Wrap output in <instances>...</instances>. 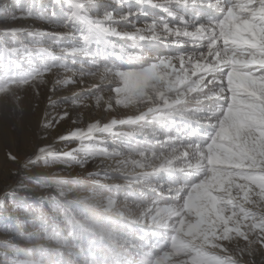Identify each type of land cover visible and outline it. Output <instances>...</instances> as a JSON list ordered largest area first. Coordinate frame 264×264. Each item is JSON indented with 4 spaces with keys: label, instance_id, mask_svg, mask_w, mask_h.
<instances>
[{
    "label": "rangeland",
    "instance_id": "374dc122",
    "mask_svg": "<svg viewBox=\"0 0 264 264\" xmlns=\"http://www.w3.org/2000/svg\"><path fill=\"white\" fill-rule=\"evenodd\" d=\"M183 2L0 0V264H264V0L181 103L218 60L165 36Z\"/></svg>",
    "mask_w": 264,
    "mask_h": 264
},
{
    "label": "bare ground",
    "instance_id": "6f19581e",
    "mask_svg": "<svg viewBox=\"0 0 264 264\" xmlns=\"http://www.w3.org/2000/svg\"><path fill=\"white\" fill-rule=\"evenodd\" d=\"M231 0H184L182 4L179 6L182 9V13L188 14L190 19H193V25L196 27L195 29V35H183V34H177V35H170L165 34L168 39L173 37L176 40H180L181 42H184L182 45H186L185 47H182L179 52L185 54L186 57L192 56V55H198L201 48H207L208 53L206 55V58L209 59H218L215 65L212 67H205L204 69H200L196 71V74H203V77H201V80L194 86L189 93L186 94V98L184 100H181L180 102L183 103V101L191 100L198 94H206L211 93L213 90L210 88L214 87L216 89H219L220 83H221V77L222 74L225 73L230 68V62L226 60V58L220 59V54L223 53L225 50H230L232 46L226 41L222 39V35L219 30L214 27V21H216L217 18L220 16V10H224V8L229 5ZM151 5V4H150ZM147 6V5H146ZM144 6V7H146ZM164 18H169L171 21H177L178 19L173 18L171 15H165ZM180 18V17H179ZM182 20V21H180ZM186 18L181 17L179 19V22H182V24L188 25L189 22L185 21ZM204 25L205 22H208V27H200L201 23ZM165 37V38H166ZM233 45V44H232ZM242 46V45H238ZM157 49L158 52L166 51V47L164 48H154ZM238 50V49H237ZM241 50V49H240ZM156 51V50H155ZM156 51V53H158ZM173 50L171 48H167V52H172ZM178 52V51H176ZM186 65H189L186 63ZM187 68V67H186ZM210 86V87H209ZM213 96V99L216 100H222L221 95L215 93L211 94ZM174 103L171 107V109L177 110V108L180 106L179 103ZM170 107L169 110H170ZM90 108L94 109L95 106L92 105ZM163 108V107H162ZM161 110L160 108L157 110ZM163 110V109H162ZM156 111L152 112L155 113ZM197 138V137H196ZM193 139L192 142H196L199 139ZM199 143V141H198ZM258 244V243H257ZM257 257H260V254L257 253Z\"/></svg>",
    "mask_w": 264,
    "mask_h": 264
},
{
    "label": "clouds",
    "instance_id": "9594fccd",
    "mask_svg": "<svg viewBox=\"0 0 264 264\" xmlns=\"http://www.w3.org/2000/svg\"><path fill=\"white\" fill-rule=\"evenodd\" d=\"M37 199L40 201L41 203V215L43 216H48L50 215L49 212L45 211L43 209V203L45 201H48L49 204L51 205L53 202H55L57 205H60V204H63L65 202V200L67 199V197H61L60 193L59 192H56L54 189H53V194L52 196L50 197L49 195L45 194L43 197H37ZM44 239L43 236L40 237V240L42 241Z\"/></svg>",
    "mask_w": 264,
    "mask_h": 264
}]
</instances>
